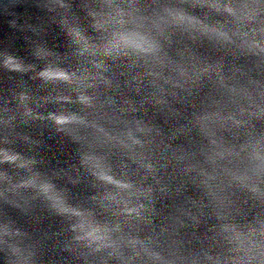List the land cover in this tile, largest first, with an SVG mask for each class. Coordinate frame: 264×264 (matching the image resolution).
<instances>
[{"label": "clouds", "instance_id": "clouds-1", "mask_svg": "<svg viewBox=\"0 0 264 264\" xmlns=\"http://www.w3.org/2000/svg\"><path fill=\"white\" fill-rule=\"evenodd\" d=\"M0 264H264V0H0Z\"/></svg>", "mask_w": 264, "mask_h": 264}]
</instances>
